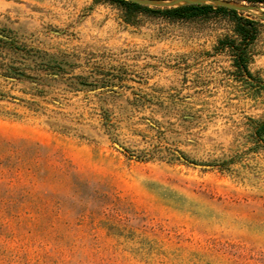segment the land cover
<instances>
[{
  "label": "rangeland",
  "instance_id": "1",
  "mask_svg": "<svg viewBox=\"0 0 264 264\" xmlns=\"http://www.w3.org/2000/svg\"><path fill=\"white\" fill-rule=\"evenodd\" d=\"M242 77L210 14L0 0V264H264V7Z\"/></svg>",
  "mask_w": 264,
  "mask_h": 264
},
{
  "label": "trees",
  "instance_id": "2",
  "mask_svg": "<svg viewBox=\"0 0 264 264\" xmlns=\"http://www.w3.org/2000/svg\"><path fill=\"white\" fill-rule=\"evenodd\" d=\"M117 4L126 16L125 21L131 22V16L138 13L152 14L170 20H191L199 17H206L214 14L218 18L224 19L232 35H225L218 42L221 49H226L231 55L233 65L242 77H252L248 69L251 61L249 47L254 43L259 34V20L245 14L234 7L214 4L192 2L178 6H156L143 4L134 0H107ZM227 3L257 5L264 7V0H222Z\"/></svg>",
  "mask_w": 264,
  "mask_h": 264
},
{
  "label": "water",
  "instance_id": "3",
  "mask_svg": "<svg viewBox=\"0 0 264 264\" xmlns=\"http://www.w3.org/2000/svg\"><path fill=\"white\" fill-rule=\"evenodd\" d=\"M134 1H138L143 4H148L150 6L156 5V6H168V7L178 6V5L192 3V2L214 3V4L228 5L240 11H246L250 9H257L261 11V8H262L257 5H244V4L241 5V4L227 3L222 0H134ZM262 15L264 16V12H262Z\"/></svg>",
  "mask_w": 264,
  "mask_h": 264
}]
</instances>
